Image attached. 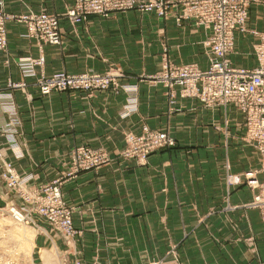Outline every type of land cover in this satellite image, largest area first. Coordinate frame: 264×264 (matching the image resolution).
I'll return each instance as SVG.
<instances>
[{"label": "crops", "instance_id": "1", "mask_svg": "<svg viewBox=\"0 0 264 264\" xmlns=\"http://www.w3.org/2000/svg\"><path fill=\"white\" fill-rule=\"evenodd\" d=\"M74 1L0 0V10L15 16L6 23L7 49L0 51V124L16 118L18 131L14 150L3 135L0 147L18 173L32 176L30 188L63 172L74 146L107 151L110 163L80 172L61 186L75 208L73 225L82 231V242H76L75 248L81 250L84 264H155L154 247L148 242L141 246L140 240L154 238L157 222L172 223L170 209L188 207V201L200 208L219 207L224 197L238 205L251 200L243 178L244 171L254 169L252 148L243 138L244 114L233 105L207 106L196 97H182L178 86L174 87L175 103L170 106L167 87L148 78L165 61L195 64L206 70L209 64L203 41L209 31L204 27L192 20L177 24L171 17L160 19L154 12L141 15L129 10L109 17L90 15L83 27L74 29L64 17ZM42 11L60 17L62 47L38 43L25 35V24L18 17ZM248 28L264 32V0L251 4ZM255 42L250 32H235V47L228 55L233 67L257 64L252 50ZM242 47L250 49L251 57L240 56ZM39 57L42 64H22ZM91 69L98 73L121 71L118 81L123 87L118 92L62 91L45 96L36 87L42 74ZM12 81L25 85L13 89L8 85ZM126 89L135 91L137 103L136 111L123 117L119 113L128 101ZM143 127L166 131L175 145L149 155L146 166H136L118 157L117 152L126 131L140 134ZM178 160L183 161V167L178 166ZM188 167L196 173L188 172ZM187 174L199 176L194 188L184 185ZM258 179L264 182V173H258ZM183 222H188L186 213L183 221L179 220ZM42 225L39 243L59 254L61 242ZM235 246L213 247L211 262L206 264H248L244 247ZM259 250L264 264V240ZM184 255L189 264L204 259L198 253Z\"/></svg>", "mask_w": 264, "mask_h": 264}, {"label": "rangeland", "instance_id": "2", "mask_svg": "<svg viewBox=\"0 0 264 264\" xmlns=\"http://www.w3.org/2000/svg\"><path fill=\"white\" fill-rule=\"evenodd\" d=\"M126 1L127 0H122L121 3L118 4L113 3V8L110 9V11L107 12L108 14L106 15L91 12L82 15L77 21H74L70 16H68V10L74 7L73 3V5L67 9L64 17L70 22L74 29L79 28L80 26L83 27L87 22L88 16L90 15L109 17L111 14L126 12L129 10H136L141 15L148 12H154L160 19H168L171 17L177 24L188 20H192L194 22V18L192 17H183L185 13H190L192 11L190 9V6L186 4V1L189 0H132V2L129 3H127ZM244 1L247 2L248 6L246 8L247 15L245 18L243 30L237 29L233 33V50L235 47L236 31H239L240 33L250 32L253 35L256 42L253 44V49L251 48L252 50H255V46L258 42V36L264 33L262 31L250 30L248 28L250 20V7L251 4L256 0ZM0 12L3 11L0 10ZM30 14L37 13H29L26 15ZM10 16H12V18L8 19L7 21L15 18V16L13 15ZM18 18L24 22L26 27L25 35L28 38L34 39L38 43L43 42L53 44L49 41L38 40L34 37L29 36L27 23L22 19V16ZM59 18L60 17L55 14L57 28L55 29L54 45L62 47L64 35L59 27ZM7 21H5L4 24L5 46L4 48L0 49V51H6L7 49ZM195 25L198 24L195 23ZM204 41L203 47L209 64V57L204 46ZM233 50L226 55L230 63L231 60L228 55L231 54ZM239 51L240 56L251 57L249 54L250 49L242 47ZM42 62L43 58L39 57V59L37 60L25 61V63L22 62V64H28L29 66L32 64H42ZM169 64L170 63L168 61L163 62L160 70L154 75L149 76L148 78L156 83L162 84L164 87H167L165 84V80L161 79L160 77H162L165 71V66ZM27 73H32L31 68L30 70H27ZM58 73H64L68 76H107L109 77V80H107L106 83L102 84H99V82L96 80L89 79L86 81L82 80L76 86L61 87L55 85V87L52 88L48 93L43 94L40 90L41 85L39 81L41 79L43 81L51 77L53 74L56 75ZM121 75L122 72L115 69H110L103 73L95 72L92 69L77 73H69L66 70H58L50 75H40V77L36 81V87L38 89V92L43 96L49 95L52 92L62 91H84L87 94H91L94 91L106 90H113L114 92H118L119 89L123 87L122 84H120V82L118 81V77H120ZM156 77H159L160 80L156 79ZM8 85L10 88L14 89L22 88L25 84L22 82L19 83L12 81ZM126 90L128 92V101L119 113L123 117L134 113L136 111L137 103V95L135 91L133 89ZM175 98L176 94L174 96L168 94V103L170 106L174 105ZM15 122L16 118H14V121L11 120V122L5 124H11V129H9V126L0 124V135L6 137L8 144L11 148L13 147V150L14 146L16 145L18 135L16 127L17 122ZM152 131L166 132L163 130H151L147 127H143L142 133L140 134L126 131L123 135V146L117 152L118 157L126 161H133L136 166H146L149 155L156 151L167 149L175 145V143H173V145L171 146H161L150 149L151 142L149 141L148 143H145L146 139H143V137H149ZM243 138L247 142V144L249 143L250 147L252 148L251 154L253 155L252 168L254 169H248L243 173L244 184L250 190L252 195L251 200L244 204L238 205L235 203H230L226 199L227 197H224L223 205L219 207H208L206 205L205 207L197 208L194 207L192 202L188 201V207H178L170 209L172 211V223L169 225L167 223L157 222L155 224L154 238L152 239V237H149L147 240H140L141 246H143L145 242H148L150 247H154L156 251V255L154 256L156 259L155 264H189L188 259L185 258V253H198L203 255V262L204 264H206L211 262L213 247L219 246L221 247V249H226L228 247L235 246V244H240L244 247L248 257L250 258L248 264H262L259 248L262 240H264V182H260V180L258 179V173H264V160L258 148L254 144H251L247 141L245 134H243ZM142 139L143 142L141 141ZM236 154L238 156L239 152H236ZM255 155H258L257 157L259 159L257 161ZM68 156L69 158L66 161V169L63 172H61L57 177L43 183L39 187L30 188L29 183L32 179V176L18 173L13 167L12 162L7 159L6 154L3 152V148L0 147V199L3 201V205L0 206V264H49L48 259L50 258H55L56 264H84L81 256V250L75 248L76 242H82V240L80 239L82 231L75 228L73 225V215L75 212V208L71 203L67 201V199L63 195L61 186L64 182L74 178L80 172L93 170L100 167L101 165L110 163L111 158L108 152L103 150V148H95L87 145H77L72 147L69 150ZM226 156H228V153H225V157ZM226 160H224V164L227 169L228 165ZM256 162L258 164L257 168L254 167V164ZM177 163L179 167H183L182 160H178ZM7 166H10L11 174L6 172ZM193 171L196 173L195 169H191V167H188V172ZM249 171H251L250 173L253 174L252 179L254 183H250V180L247 176V173ZM198 178L199 176L197 174H187L186 176H184V179H186L184 185L194 188L198 183ZM230 179L231 177L229 175L226 176V183L229 184ZM195 180L196 182H194ZM8 183L11 187L8 186ZM54 188L55 199L53 198L50 191H53ZM191 193V191L187 192V194L189 195ZM193 194L195 195V193ZM227 194H229V191L227 192ZM40 202H43L46 206H48H43L45 209H51V206L55 204V214H58L59 219H62L65 215H68L70 217L72 226L71 231L67 232L66 227L63 228L61 226V223L63 224L62 221L61 223H57V225L54 226L45 216L42 217L29 210V208L35 207ZM16 210L23 211L25 215L26 213H28L31 218L29 217L28 220L25 219L23 221L16 220L12 213ZM185 213L187 214L188 222L179 223V220L182 219L183 221ZM252 214H254V216L251 218ZM197 219L199 220V222H197ZM13 221L21 223V227L24 225L23 227L25 229H28V233L24 236L20 235L19 237L15 235H13L14 237L11 236L10 227L12 226V224H14ZM42 224H45V227L47 226L50 232H52L53 235L56 236V238H58V240L61 242V248H59L61 252L59 254H57L54 249L47 248L45 245L39 243L40 240H38V237H43L39 235V233L43 231L42 228H44ZM243 229H246L248 232L244 233ZM216 234H218V236ZM46 240L50 241L48 238ZM30 241L32 242V244ZM149 258H153V256H150ZM189 262L192 263L193 261L190 259ZM203 262H198V264H203Z\"/></svg>", "mask_w": 264, "mask_h": 264}, {"label": "built area", "instance_id": "3", "mask_svg": "<svg viewBox=\"0 0 264 264\" xmlns=\"http://www.w3.org/2000/svg\"><path fill=\"white\" fill-rule=\"evenodd\" d=\"M121 1L76 0L74 7L68 10V16L77 21L82 15L91 12L106 15L113 8V3L118 4ZM126 2L129 3L132 0ZM186 4L192 11L185 13L183 17L194 18L196 24L202 25L209 31L204 41L209 66L206 70H200L194 64L178 66L170 63L165 66V71L160 78L165 80L168 94L172 96L175 95L174 87L178 86L182 96L196 97L207 106L233 105L239 109L244 114L245 137L248 142L258 148L264 160V33L258 36L254 50L257 64L252 68L233 67L226 55L233 50L234 31L243 30L247 15V2L244 0H189ZM10 18L12 16L0 12V49L5 46L4 24ZM22 19L27 23L29 36L55 44V29L57 28L55 15L42 11L37 14L24 15ZM160 78L156 77L158 80ZM89 79L102 84L106 83L109 77L68 76L58 73L43 81L41 79L39 81L40 90L44 94L55 85L76 86L82 80ZM5 126L11 129L12 125ZM143 139H146L145 143L151 142L150 149L171 146L174 143L173 139L162 131H152L149 137H143ZM6 172L11 174L10 166H7ZM250 172L247 176L250 183H254L253 174ZM50 191L55 199V188ZM43 206L46 205L40 202L29 210L42 217L45 216L54 226L62 221L61 226L66 227L67 232L71 231L72 226L68 215L59 219L58 214H55V204L51 206V209H45ZM12 213L18 221L28 220L30 217L28 213L25 215L21 210Z\"/></svg>", "mask_w": 264, "mask_h": 264}, {"label": "bare ground", "instance_id": "4", "mask_svg": "<svg viewBox=\"0 0 264 264\" xmlns=\"http://www.w3.org/2000/svg\"><path fill=\"white\" fill-rule=\"evenodd\" d=\"M14 222V221H13ZM15 224V225H14ZM14 224H12V226L10 227V233H11V236H13V235H15V236H17V237H19L20 235H25V234H27L28 233V229H25L23 226V228L21 227V223H17V222H14ZM9 231V230H8ZM30 234V233H29ZM14 237V236H13ZM27 237V236H26ZM10 238H12V237H10ZM28 238H29V235H28ZM30 240V239H29ZM28 240V241H29ZM32 240V239H31ZM31 242V241H30ZM31 244H32V242H31ZM30 244V245H31ZM45 256V255H44ZM48 262H49V264H56L55 263V258H50V259H48Z\"/></svg>", "mask_w": 264, "mask_h": 264}]
</instances>
